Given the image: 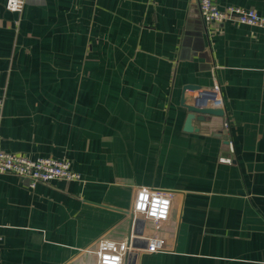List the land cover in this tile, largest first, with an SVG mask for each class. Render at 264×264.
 <instances>
[{
	"label": "crops",
	"instance_id": "obj_1",
	"mask_svg": "<svg viewBox=\"0 0 264 264\" xmlns=\"http://www.w3.org/2000/svg\"><path fill=\"white\" fill-rule=\"evenodd\" d=\"M214 77L224 114L185 130L184 85ZM0 97L2 149L81 176L0 172V264H94L99 238L131 241L140 185L171 198L138 236L164 243L125 261L264 264V27L205 22L198 0H0Z\"/></svg>",
	"mask_w": 264,
	"mask_h": 264
},
{
	"label": "built area",
	"instance_id": "obj_2",
	"mask_svg": "<svg viewBox=\"0 0 264 264\" xmlns=\"http://www.w3.org/2000/svg\"><path fill=\"white\" fill-rule=\"evenodd\" d=\"M25 0H5L8 10H20ZM199 11L205 22H223L235 20L239 23L258 25L264 27V16L254 8H246L234 4L219 7L216 0H198ZM192 104L196 106L223 107L221 86L214 77L207 89H195ZM2 97H0V109ZM222 129L226 136L229 148H232V140L229 137L230 122L224 120ZM229 160V158H226ZM0 172L14 173L28 179L29 186L33 187L37 182H48L55 178L80 179V173L71 167L67 159L53 156L30 157L19 152L6 151L0 146ZM171 198L165 189L148 185H140L134 195L132 212L137 216L154 221L166 220L169 216ZM164 240L154 238L148 241L145 250L155 251L163 247ZM133 249L130 239L113 240L99 238L96 246V259L94 264H125L128 252Z\"/></svg>",
	"mask_w": 264,
	"mask_h": 264
},
{
	"label": "water",
	"instance_id": "obj_3",
	"mask_svg": "<svg viewBox=\"0 0 264 264\" xmlns=\"http://www.w3.org/2000/svg\"><path fill=\"white\" fill-rule=\"evenodd\" d=\"M198 84H185L183 87V93L181 95V103L186 108L187 114L184 120V129L185 130H192L193 124L192 121L197 119H204L205 115H223L224 109L222 107H214V106H196L195 104H192L191 102H187V97L184 93L185 89H198ZM192 101H194V98H191ZM190 100V101H191ZM134 215V214H132ZM145 218L142 216H133V236L131 238V244L132 246H146V239H142L141 237H138L142 234L144 225H145ZM134 254H130L128 256V259L125 261V264H134Z\"/></svg>",
	"mask_w": 264,
	"mask_h": 264
}]
</instances>
